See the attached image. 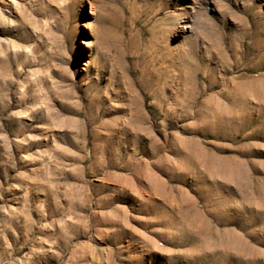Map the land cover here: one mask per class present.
I'll return each instance as SVG.
<instances>
[{"label":"rangeland","instance_id":"1","mask_svg":"<svg viewBox=\"0 0 264 264\" xmlns=\"http://www.w3.org/2000/svg\"><path fill=\"white\" fill-rule=\"evenodd\" d=\"M0 264H264V0H0Z\"/></svg>","mask_w":264,"mask_h":264}]
</instances>
